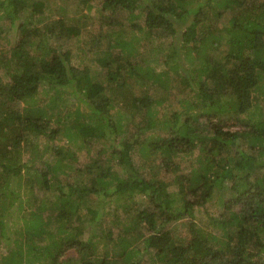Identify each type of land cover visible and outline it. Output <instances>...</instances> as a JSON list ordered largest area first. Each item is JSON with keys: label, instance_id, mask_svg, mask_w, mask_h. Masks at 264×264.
<instances>
[{"label": "trees", "instance_id": "trees-1", "mask_svg": "<svg viewBox=\"0 0 264 264\" xmlns=\"http://www.w3.org/2000/svg\"><path fill=\"white\" fill-rule=\"evenodd\" d=\"M92 1L82 0L88 7ZM47 2L0 0V16L11 27H17L15 45L0 51V247L15 233L21 237L15 241L16 249L2 258L3 264H38L44 256L50 264H112L113 260L106 258L98 262L95 240L82 237L87 223L97 224L106 207L114 203L132 216L129 225L123 224L124 233L143 223L154 232L145 239L144 248V252L155 249L154 264H264V175H260L264 162L247 155L238 157L240 142L264 157V0H105L104 9L111 16L104 20L111 26H124L114 18L121 10L131 13L130 22L139 18L140 12L141 30L148 38H171L172 43L165 58L167 64L170 62L168 71L156 73L148 64L143 66L137 61L136 39L124 38L123 30L116 37L112 34L106 46L100 43L95 56V63L103 70L102 81L96 78L97 73L74 64L72 51L64 50L65 43L59 37L65 34L71 38L77 29L63 28L60 19V30L47 27L44 31L55 45L52 52L46 44L34 46L43 52L42 56L33 52L30 29L22 16L26 6L32 4L33 14H38ZM135 25L141 27L133 22ZM116 48L124 52L118 53ZM149 82L159 84L158 93L153 96L149 89L144 95L134 94L133 89ZM42 86L46 92L55 93L52 105L56 113L31 108L30 102ZM174 89L193 101L178 104L180 110L172 116L176 126L166 121V136L144 144L140 128L147 133L157 123L150 117L143 121L145 124H137L133 132L127 129L129 121L143 110L152 116L154 107L165 102V97H158L160 92L174 99L179 95L172 93ZM65 90L71 91L68 96L89 105L88 109H82V104L72 111L58 108L57 100ZM220 97L225 99L224 106L219 103ZM195 98L203 105L211 103L213 108L226 106L232 114L229 118H237L239 124L235 129L218 124L209 131H200ZM118 99L127 109L136 111L129 119L120 112L117 117L111 115ZM63 116L69 127L62 135L61 127L53 123L57 119L60 122ZM65 138L82 147L89 146L88 139L105 143L102 152L109 156L100 155L91 161L86 170L91 179L87 182L70 178L75 168L64 159L75 156L52 145ZM34 139L48 142L44 146L47 157L37 150L39 147L38 152L26 148ZM137 145L155 155L161 151L186 156L199 148L200 168L194 169L193 177L173 176L171 182L157 177L149 180L134 161L132 153ZM222 150L227 157L221 159L218 156ZM224 166L231 168L230 173L210 183L209 176H215ZM118 167L124 168L126 177L119 175ZM25 175L29 176L26 181ZM235 177L239 180L233 186L236 197L223 203L229 219L217 223L225 231L224 237L204 232L193 221L194 209L211 200L212 188L217 187L219 192L225 180ZM190 181L191 192L197 196L193 201L183 189L184 183ZM172 183L181 189L182 209L170 193ZM38 191L44 194L43 199ZM98 196L101 203L95 207L93 197ZM141 196L148 197V205L137 204ZM50 204L59 213L44 218ZM26 205L35 206L27 215ZM18 214L24 232H15L11 227V218ZM186 217L189 222L181 225L190 229V238L183 239L165 228ZM138 232V237L144 236L141 229ZM111 236L110 231L107 246ZM117 241L127 264L131 256L139 254V249L130 248L126 237L118 236ZM70 252L74 255H68Z\"/></svg>", "mask_w": 264, "mask_h": 264}, {"label": "rangeland", "instance_id": "rangeland-1", "mask_svg": "<svg viewBox=\"0 0 264 264\" xmlns=\"http://www.w3.org/2000/svg\"><path fill=\"white\" fill-rule=\"evenodd\" d=\"M104 2L105 0H93L91 6L88 7L82 2V0H48L46 6L43 7L41 12L38 14H33V8L31 6L32 4L26 6L22 16V22L25 23L26 26L30 29V39L33 43L32 50L34 49V46H37L38 44L42 46L46 44V47H48V51L52 52L55 45L51 42L50 39L46 37L45 34L47 33H45L44 31L47 27H53L57 30H60L58 24V21L60 19L64 24L63 28L70 27L77 29V34L75 33L74 36L71 38H67L66 35L63 33L62 34L64 36L59 37V40L61 39V41H64L65 43L64 50H71L73 53L74 64L78 65V67L81 68H88L93 73H97L96 78L98 80L100 78V81H102L104 76L102 75L103 70L100 66L95 63V56L97 53H99V45L100 43H102L103 46H106L107 38L111 37L112 34H114L116 37V34L122 30L124 38H126L127 40L136 39V41H133L135 44L138 41V44L136 46L138 50L135 55L137 61L143 63V66H146V64H148L149 67L152 68L153 71H155L156 73H159L161 71H168V68L166 66H169L170 62L167 64L165 62V58L168 53L171 52V50L169 49V45L172 43L171 38H148L147 35L143 33L144 30H141L143 28V25L140 24V18L142 16V13L140 12H137L139 13V18L130 22V20L132 19L131 13H129L128 10H121L114 15V18L115 21L119 23L122 22L124 26H119V24H117L116 26H111L108 22L104 20L105 16H111V12L104 9ZM133 22H135L136 24L138 23L141 27H138V25H135V27H133ZM224 22H227V20ZM16 29V26L11 27L9 23L5 20V18H3V16H0V51L2 49L15 45V42L17 40ZM115 51L118 53L122 51L124 52V50L121 48H116ZM33 52L38 53V55L40 54L41 56L43 54V52L39 51L37 48H35ZM209 85L211 86V84ZM157 86H159V84L153 85L149 82L143 87H136L135 89H133L134 94L144 95V93L148 92L150 89L151 94L154 96L155 93H158ZM69 93H71L70 90H65L64 92L60 93L61 96L59 100H57V102H60L59 104H57L58 108L61 107L63 108V110L67 108L69 111H72L76 108H79V106L83 103L80 99L78 100L76 96H68ZM172 93H178L179 95L177 97L174 96L175 98L172 99L170 95L161 94L160 92L158 97H165V102L161 105H157L154 107L152 116H148V114H146V111L143 110V112H140V114L137 113L138 116L136 115V117H134V121L128 120L131 124L129 125V128H126L130 129L133 132L135 131L137 124L142 123L145 119L148 120L150 117V121L154 120V122L157 123L154 128L148 131L147 133H143L144 131H140V128L139 136L141 135L143 141H145L144 144H148L149 142L156 140L159 136H166L167 133H169V131L167 130V124L171 126H176V123L172 120V116L174 112H178L176 110H180L178 104H180L183 100L185 101L187 99L189 101H193L188 95H180V93L176 89L172 90ZM53 96L56 97L53 91L46 92L44 86H42L35 100L32 103L30 102L31 108H40L44 109L45 111H48L50 109L51 111H49V113H56L52 105ZM167 96L168 98H166ZM220 99L221 100L219 101V103L224 106L225 99L223 97H220ZM228 99L229 98H226V103L228 102ZM118 100L119 102L113 104L114 106H112L111 108V115L116 116V114H119L120 112L121 114L125 115L126 119H129L128 117L132 116L133 113H136L135 110L130 111L129 109H127L126 104L121 99ZM196 100L197 99L195 98L193 105L196 106L195 111L198 112V116L195 117L198 118L199 122L197 123V126L200 131H209L213 125L218 124H221L225 127H234L235 125L239 124L237 118H229L232 116V114L228 111V109H226V106L224 107V109H218L216 107H210L211 103L205 102L210 107L208 108L207 105H203V103H200L199 101L196 102ZM88 106L89 105L82 104L81 107L85 110V108L88 109ZM206 111H209V113L203 115V113ZM63 119H65L64 116L60 119V122H58L57 119L53 123L54 127H61L62 132L60 134L62 135L64 133V129H67L66 127H69L66 122V119L64 121ZM183 120H185V115ZM166 121L168 122L167 124H165ZM142 124L145 123L143 122ZM233 129H235V127ZM86 141V144L89 142V146L87 147L80 146V143L78 142L74 143V140L67 141L66 138L65 140H60L52 144L57 147H63L65 153L73 154V156H75V159L66 157L64 159V163L73 164L75 170L70 172V178H74L78 182H87L89 179H91L86 174V170L87 167H89L91 161L95 159V157L103 155L106 158L109 156V154H104L102 152L105 147V143L103 141L96 139H88ZM45 145H48V142L44 141V139H34L32 141V144L26 148L33 152L39 151L42 156H44ZM240 146L242 148L238 157H240V155H247L256 158L259 163L260 161H262V163L264 162V157L259 156L256 151L250 149L245 142H240ZM36 147H39L37 149L38 151L36 150ZM143 147V145H137L136 148L133 150L132 155L136 165L140 169L144 170L142 172L149 178V180H155V177H157V179L162 178L164 180L166 179L168 182H171L173 176L178 177L184 175L188 178L194 174V169L200 168L198 160L199 148H197L193 154L184 156L178 154L170 155L166 152L161 151H159L157 155L150 154L148 150L144 149ZM218 157L221 159L226 158L227 153L222 150ZM37 167L40 168L39 165ZM230 169L231 168L224 166V168H221L220 172L217 173L215 176L211 174L209 176V182L211 183L212 181H215V178H217V176L219 175L224 176V174L230 173ZM116 170L118 171L120 176L126 177L125 170L123 167H118V169ZM260 175H264V170ZM28 178L29 176L25 175L24 181H26ZM236 178L237 177H235L234 179L225 180L222 185V189L219 192L217 187L215 189L212 188L211 190L213 193V197L211 198V200L204 207H197L194 209L193 221L204 232L224 237V235L222 234L225 231L222 229L221 226L217 225V223H219L223 219H229L228 211L225 210L223 203L224 201L236 197V192L233 188V186H235L239 182V180H236ZM191 184L193 186V183L191 181L185 182L183 185V189L184 192L188 195V198L193 201L197 198V196H194L192 194ZM180 190L181 189L179 188V186L172 183L170 193L174 197H176V200L178 201L177 206L182 209L183 195L180 193ZM37 194H39L40 198L43 199L44 194L42 192L38 191ZM24 198L25 200H28V198ZM48 199H52V197L48 195ZM93 199H95L93 200V206L97 207L98 204L100 205L101 198L99 196L93 197ZM148 201V197L141 196V198L138 199L137 204L148 205ZM34 207L29 205L24 206L25 215L31 212ZM17 208L18 207L15 206L14 209L16 210ZM106 210L107 211L105 213L101 212V219L98 220L97 224H93L91 222L87 223L85 235L82 237L83 240L89 239L90 237H93V239L95 240V244L97 247V261L101 263L102 260L106 258L109 261L113 260V262H111L112 264H127L124 255L120 254L122 248L119 244V241H117L118 236H123L126 237V241L130 243L131 249L140 250L139 254H136L135 257H130L131 260L128 262V264L137 263L139 259L140 261L138 262V264H154L152 256L153 253H155V249H152L148 252H144L145 239L153 235L154 232L152 230H149L145 226V223H143V225H141L138 229H131L128 233H124L123 224L127 226L131 223L132 216L129 214V212L126 211L124 208L117 206V204L115 203L113 205L107 206ZM58 213L59 210L54 207V204H50L49 209L44 212L43 215L44 218H47L50 215H58ZM189 220L190 219L186 217L182 222H172L165 228L176 233L177 236L182 237L183 239L190 238V229L186 226L181 225L182 223L189 222ZM10 221L12 224L11 227H13L15 232H24L25 226L23 225V221L21 220V214H18L17 217H12ZM158 222L161 223L160 220ZM53 223H55V220H53ZM73 226L78 227L77 224H74ZM140 229L142 230L144 235L142 237H138V230ZM110 231L112 232V238L111 241L109 239V245L107 246V234ZM177 236L175 237L177 238ZM20 238V235L15 233L12 238H9L7 240V244H4L5 246L0 247V264H3L2 258L7 254L9 250L11 251L13 249H16L15 241L17 239L20 240ZM24 251L27 250L24 248ZM142 252L143 255H141ZM68 255L73 256L74 253L70 252ZM37 263L50 264L49 259L45 256L43 261H38Z\"/></svg>", "mask_w": 264, "mask_h": 264}]
</instances>
